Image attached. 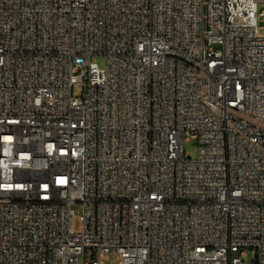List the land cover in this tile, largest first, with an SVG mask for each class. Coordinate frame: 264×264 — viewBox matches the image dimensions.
Segmentation results:
<instances>
[{
	"label": "built area",
	"instance_id": "1",
	"mask_svg": "<svg viewBox=\"0 0 264 264\" xmlns=\"http://www.w3.org/2000/svg\"><path fill=\"white\" fill-rule=\"evenodd\" d=\"M260 3L0 0V264H264Z\"/></svg>",
	"mask_w": 264,
	"mask_h": 264
},
{
	"label": "rangeland",
	"instance_id": "2",
	"mask_svg": "<svg viewBox=\"0 0 264 264\" xmlns=\"http://www.w3.org/2000/svg\"><path fill=\"white\" fill-rule=\"evenodd\" d=\"M257 11L258 12H263L264 13V3H260L257 5ZM257 26L262 28L259 30V34L264 36V18L261 19V21H259L257 23ZM93 63H95L99 68H102L104 66V60L100 57H96L92 59ZM184 151L187 154V158H189L190 160H194L197 156V146L196 144L191 140L187 143H185L184 145ZM73 210L75 211V219H74V228L77 231L78 230V213H79V208L78 207H74ZM252 254L250 252L246 253V256L242 259L243 264H251V260H252ZM87 261H91V255L88 254L87 255ZM119 257L116 254H105L102 258H101V262L103 264H118L119 263Z\"/></svg>",
	"mask_w": 264,
	"mask_h": 264
}]
</instances>
